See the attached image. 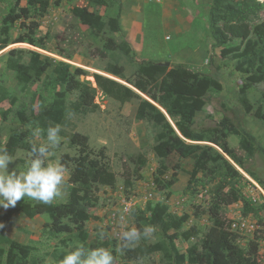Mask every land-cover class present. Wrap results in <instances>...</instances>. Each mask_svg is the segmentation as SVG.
<instances>
[{
	"label": "rangeland",
	"instance_id": "374dc122",
	"mask_svg": "<svg viewBox=\"0 0 264 264\" xmlns=\"http://www.w3.org/2000/svg\"><path fill=\"white\" fill-rule=\"evenodd\" d=\"M29 0H21L20 7H30ZM57 0H39L36 8L31 10V19L19 20L9 30V45L0 50V147H4L8 138L13 133L29 131L26 138L25 148L19 149L13 156L14 163L9 165V172L13 169L17 172L27 171L28 164L32 159L31 149L33 145L47 144V134L41 131L39 137L33 132L37 125L29 122L23 126L18 116L19 112L29 114L33 100L43 97L49 103L53 95L63 90L67 93V107L63 123L60 125L59 135L62 137L58 147L50 149L52 155L45 160L48 163H61L63 155H76V147L71 144L70 137L75 133L87 135L90 146L99 150L106 147V153L111 165V171L104 174L99 181V191L92 202L90 219L85 226L86 240H81L77 231L68 234H56L45 229L44 224L49 221L46 215L28 218L19 210L17 202L15 207L7 209L0 207V233L3 232L14 240L30 245L34 248L30 264H61L65 255L82 245L87 249L105 248L114 256V264H167V255L163 252L152 253L148 256L131 257L127 249H141L144 245H152L158 242L164 243L165 238L159 229H155L152 236L141 239L123 251H118L122 241L119 233L121 225L127 228L138 229L137 218L142 213L149 216L148 205L157 202H166V195L170 212L181 216L189 214V220L182 230L192 226L200 229V235L190 240L179 238L175 245L180 252L195 244H200L203 234L211 224V217L202 214L194 216L197 207L208 209L212 204L213 187L222 181L218 174H206L199 172L191 178L194 160L192 158H180L172 153L166 160L167 171L162 179L174 178L176 184L165 192L157 190L155 183L159 162L153 152L154 137L157 129L147 121L136 119V108L139 95L148 98L138 91L125 79H132L137 70V64L143 63L150 58L158 61L165 56H185L197 59L203 57V62L197 66L186 64L191 69L210 77L219 75L228 76V83L232 90L218 92L211 90V95L205 108L196 117V129L208 128L215 130L224 117H228L233 124L241 129H247L255 136V145L264 147V122L261 121L264 97V84H255L249 88L247 97L250 109L242 107L239 102V88L254 80L251 73L240 75L234 70H227L231 60L220 63L219 49L214 47L212 36L207 32L206 16L203 6L211 4V0H201L194 11L201 15L192 27L188 23L178 21L173 3L188 6L196 0H63L56 5ZM81 6L101 14L105 20L120 13L122 32H109L95 34L91 29L82 25L73 17L71 9ZM163 6L168 13L164 14ZM176 9V8H174ZM19 11L16 0H0V26L3 18L10 12ZM138 11V12H136ZM194 14V13H193ZM196 15V14H195ZM141 18L144 22L143 35L140 37V47L135 57L130 59L120 51L104 49L106 39L112 37L117 43L127 38L132 19ZM31 21L39 22V27L34 35L28 29ZM25 26H22L23 24ZM167 24V26H166ZM177 27L181 28L177 32ZM125 29V30H124ZM137 36V35H136ZM167 37V38H166ZM4 37L0 35V39ZM22 38L24 42L15 43ZM136 39V38H135ZM137 40V39H136ZM32 41L34 44H31ZM43 41L44 45L40 43ZM12 50L19 51L10 54ZM100 50L105 51V57L99 55ZM32 52L39 53L41 59H48L51 68L38 82L27 85L19 84L17 73L10 69L12 62L28 65L31 61ZM219 57V58H218ZM216 62H218L216 64ZM62 63L71 66L65 84L59 86L58 71ZM109 64H118L125 68V79L116 77L108 72ZM175 65V64H171ZM229 67V66H228ZM83 69L84 76L75 74V69ZM101 75L113 79L128 87L130 99L125 103L114 97L106 95L97 85L95 75ZM76 81L88 83L96 89V106L85 111H75L72 104L78 100L79 92L75 89ZM6 97V99H3ZM15 98L16 102L11 103ZM35 111L39 107L35 103ZM228 142L234 148L245 163V167L251 171L248 174L239 165L226 156V158L239 170L241 176L229 181V186L234 187L240 193L241 199L229 206L222 208L223 214L232 221V229L241 236L239 246L247 250L249 242L254 239L256 233H262L260 240L259 259L264 264V153L256 151L249 157L239 147V137L229 135ZM211 145L210 143H204ZM214 146V145H213ZM215 147V146H214ZM215 149L223 154L218 147ZM130 157L143 158L147 161L141 171L142 179L132 181L130 186L124 182V167L134 171L135 165L130 162ZM67 169L64 183L60 187L61 195L53 200L54 203L65 202L68 198ZM77 192L81 189L75 187ZM154 194L153 197L148 196ZM147 195V196H146ZM26 202H38L28 197L22 199ZM245 201L249 204V212H246ZM124 217V220H121ZM66 223H70L65 220ZM103 232V238L99 233ZM173 233V231H171Z\"/></svg>",
	"mask_w": 264,
	"mask_h": 264
},
{
	"label": "trees",
	"instance_id": "16d2710c",
	"mask_svg": "<svg viewBox=\"0 0 264 264\" xmlns=\"http://www.w3.org/2000/svg\"><path fill=\"white\" fill-rule=\"evenodd\" d=\"M20 1L16 0L19 11L8 13L0 26V50L9 45V30L17 21L31 19V10L36 8L39 0H29L30 7H20ZM63 0H57L59 5ZM72 15L82 25L91 29L95 34L107 31L122 32L121 16L107 20L94 11L81 6L71 9ZM207 32L212 36L214 47L219 49V55L224 60L234 62L235 71L240 75L251 73L254 80L243 84L239 88V102L242 107L250 109L247 92L255 84H264V0H211L206 14ZM25 26V23H22ZM39 27V22L31 21L28 26L31 35H34ZM15 43L24 42L22 38ZM31 44H34L30 41ZM44 45L43 41L40 43ZM105 50L120 51L125 56L133 59L135 52L127 39L117 43L114 38L106 39ZM19 51L12 50L10 54ZM99 55L105 57V51L100 50ZM28 65L12 62L10 69L17 73L19 84L27 85L41 80L42 76L51 68L48 59H41V55L32 52ZM161 62L146 61L137 64V70L132 79H125V68L118 64H109L106 72L125 79L138 91L146 95H139L136 108V119L147 121L157 129L153 145V152L159 162L155 183L157 190L165 192L174 186L177 180L173 178L165 180L161 177L166 174L165 160L175 153L180 158H192L194 160L191 178L199 172L206 174H218L222 181L216 184L212 190V204L208 209L197 207L195 217L207 214L211 217V224L203 234L200 244L189 247L185 253H180L175 245L179 238L190 240L200 235V229L192 226L182 230L189 220V214L181 216L173 215L167 203L157 202L148 205L149 216L142 213L137 218L138 230L143 232L146 226L159 229L165 238L164 243L158 242L152 245H144L139 249H127L131 257L140 258L152 253L163 252L167 255V264H263L259 259L260 240L263 235L256 233L254 239L249 242L248 249L239 246L241 236L232 229V221L222 212V208L241 199L240 193L234 187L229 186V181L241 176L239 170L226 158H230L248 174L251 171L245 167L242 158L228 142L229 135L239 137V147L247 156L251 157L256 151L264 153L263 146L255 145V136L244 128H237L233 122L224 117L215 130L203 128L196 129V117L205 106L212 89L222 90L217 77H210L191 69L186 64L170 66L161 65ZM71 66L62 63L58 71L59 86L66 83ZM78 76L86 75L83 69H75ZM98 87L106 94L125 103L129 101V88L121 83L95 75ZM2 87H0V90ZM75 89L79 92L78 100L72 104L75 111H85L96 106V89L88 83L76 81ZM6 99V97H3ZM16 102L15 98L11 103ZM35 103L39 111H35ZM261 121L264 122V97ZM67 107V93L57 91L52 100L46 103L43 97L33 100L31 112H19L21 124L26 126L29 122L37 125L47 134V128L61 125L65 118ZM170 118H168V117ZM171 120V121H170ZM29 131L24 130L9 136L7 143L0 150H7L12 157L16 152L25 148ZM70 142L76 147V155L65 154L61 158V164L69 170L67 180L68 198L65 202L43 204L41 202L19 201V210L28 218L46 215L49 219L44 228L56 234H71L77 231L81 240H86L85 226L90 219L92 202L99 191V181L104 174L111 171V165L106 153V147L99 150L93 149L89 144L87 135L75 132L70 137ZM210 143L211 145L204 144ZM222 150L218 152L215 147ZM130 162L135 165V170L124 167V182L127 186L132 181L141 180V171L147 161L143 158L130 157ZM75 187L82 190L77 192ZM167 193L166 200L170 198ZM246 212H249V204L245 201ZM2 216L0 215V220ZM68 220L70 223H66ZM173 231V233H171ZM34 248L22 244L5 233H0V264H30Z\"/></svg>",
	"mask_w": 264,
	"mask_h": 264
},
{
	"label": "clouds",
	"instance_id": "9594fccd",
	"mask_svg": "<svg viewBox=\"0 0 264 264\" xmlns=\"http://www.w3.org/2000/svg\"><path fill=\"white\" fill-rule=\"evenodd\" d=\"M41 131L37 128L33 135L39 137ZM60 131L59 125L47 128L48 143L32 146V159L25 172L17 173L14 169L9 172V165L14 163L13 157L6 149L0 150V207H15L25 197L51 204L61 195L60 187L64 183L67 169L59 162L45 163L46 158L52 155L50 149L58 147L61 142ZM121 228L126 230L119 233L122 243L118 251L135 245L142 236L151 237L155 230L153 226H146L141 232L135 227L127 228L126 224H122ZM99 235L103 238L104 234L101 232ZM61 264H114V256L105 248L87 249L80 245L65 255Z\"/></svg>",
	"mask_w": 264,
	"mask_h": 264
},
{
	"label": "crops",
	"instance_id": "0c3cea01",
	"mask_svg": "<svg viewBox=\"0 0 264 264\" xmlns=\"http://www.w3.org/2000/svg\"><path fill=\"white\" fill-rule=\"evenodd\" d=\"M200 1L201 0H196L195 3H192V4L190 3V5L188 4V6L177 5V4L173 3V5H171V7L174 6V8H176V9L173 8V10L174 11L176 10V17L178 18V21L183 22V23H188L191 27H192L193 24L198 23V21H196V20H197V18H201V17H199L201 15H198V12L197 11L195 12L194 9H196L195 8L196 6L201 4ZM203 7H204L205 10H207L210 7V3L208 5H206V6H203ZM163 11H164V14L168 13L167 8H165L164 6H163ZM136 12H138V11H136ZM200 14H203L202 16L205 17L204 15L206 14V11L204 13H200ZM165 16H166V14H165ZM131 25H132L130 27L131 29L127 30L128 35H127L126 39H127V42L130 44V46L133 48V50L136 52V54H139L138 53V48L140 47V42L143 43V41L140 40V37L143 35L144 22L142 21L141 18H138V16H137L136 18L132 19V24ZM122 26H123V28H125V25H123V22H122ZM166 26H167V24H166ZM180 30H181V28L177 27V32L178 33L180 32ZM226 60H224V59H222L220 57L219 65L221 64L222 61H226ZM147 61H152V60L150 58H148ZM155 62H161V63L170 62V64H191V65L197 66L198 64L203 62V57L201 56V58H199V59L197 58L196 59L194 57V55H192V58L188 59V58H186V55L182 56V57L173 56L172 55V56H165V57H163V58H161V59H159L158 61H155ZM217 63L218 62H216V64ZM228 66L226 68L227 70H229V71H231V69L234 70V62L233 61L230 62ZM217 78L219 79L221 87H222V90H217L218 92L226 90L229 93L233 89L232 85L228 83V80H227L228 76L221 74V75L217 76ZM210 95H211V91H210ZM153 195L154 194L149 193L148 196H150V197L152 196L153 197ZM162 203H167L168 204V201L166 200V202H162ZM180 253H185V252H180Z\"/></svg>",
	"mask_w": 264,
	"mask_h": 264
},
{
	"label": "water",
	"instance_id": "95a60500",
	"mask_svg": "<svg viewBox=\"0 0 264 264\" xmlns=\"http://www.w3.org/2000/svg\"><path fill=\"white\" fill-rule=\"evenodd\" d=\"M161 65H165V66H170V62H164V63H160ZM168 117V116H167ZM169 118V117H168ZM170 119V118H169ZM171 121V120H170Z\"/></svg>",
	"mask_w": 264,
	"mask_h": 264
}]
</instances>
